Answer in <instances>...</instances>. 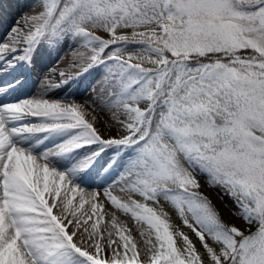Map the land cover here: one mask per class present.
Here are the masks:
<instances>
[{
  "label": "snow or ice",
  "instance_id": "1",
  "mask_svg": "<svg viewBox=\"0 0 264 264\" xmlns=\"http://www.w3.org/2000/svg\"><path fill=\"white\" fill-rule=\"evenodd\" d=\"M29 7L0 41V264H264V0ZM66 43L83 71L102 69L92 99L75 95L82 72L52 69L43 92L22 96L25 73ZM198 176L243 229L221 220Z\"/></svg>",
  "mask_w": 264,
  "mask_h": 264
},
{
  "label": "bare ground",
  "instance_id": "2",
  "mask_svg": "<svg viewBox=\"0 0 264 264\" xmlns=\"http://www.w3.org/2000/svg\"><path fill=\"white\" fill-rule=\"evenodd\" d=\"M0 38H2V41H5L8 38V34L11 30L6 31L4 29V25L7 22H13L15 18H17V24H23L24 21L22 20V17L27 15H32V11L29 7L31 3H33V0H0ZM17 25L13 26L12 28L16 27ZM6 27V26H5ZM5 30V31H3ZM4 33V34H3ZM43 47V46H42ZM65 45L58 49L57 51L53 52L52 54L44 53L42 54L38 59V67L42 69V71L33 70L25 77V87L21 92L22 96H37L41 92H43V85L41 84V77L44 74V72H48L49 69H52V72L50 73L52 76H56V73L59 71H66L70 75L81 73L80 81H79V87L78 90L75 91V95L79 100H90L92 99L94 93L93 91L87 92L86 94H82V90L85 88L86 82L88 79L93 75H97V71L99 68L89 69L88 71H83V62L80 61V59L73 54L72 47L68 46L66 43ZM75 61L77 64V67H71V63ZM58 78V77H57ZM100 80L98 77L96 78V82ZM28 89H31L32 91L30 93H25ZM50 95L53 98L58 97V93H50ZM107 113H100L98 119H107ZM98 127L101 128L102 131H105L104 125L102 122L97 124ZM114 133V129H113ZM110 134V133H105ZM119 187L117 186L116 189L113 191L114 195H117L118 197L122 198L123 200H127L128 196L127 193H122L119 191ZM134 199L140 200V197L133 196ZM78 199V197H77ZM100 201L104 202L103 192L100 190ZM105 203V211H112L115 212L118 220L122 223H125L131 230L132 235L135 239H137L138 234H136V226L134 221L132 220L130 214L125 215L115 209H112L110 203ZM87 207V205L85 206ZM55 211V210H54ZM95 219V218H94ZM110 216H105L104 221L100 224L101 229L103 230L106 226H109L108 222L110 221ZM92 221H90L91 223ZM116 238V237H114ZM145 257L141 256V260H144Z\"/></svg>",
  "mask_w": 264,
  "mask_h": 264
},
{
  "label": "rangeland",
  "instance_id": "3",
  "mask_svg": "<svg viewBox=\"0 0 264 264\" xmlns=\"http://www.w3.org/2000/svg\"><path fill=\"white\" fill-rule=\"evenodd\" d=\"M17 18H15L13 20V22H7L4 25V29L6 31H8V30H11L13 26L17 25V21H15V20H17ZM5 30H3V31H5ZM128 32L130 33V30H128ZM98 34L103 35V33H98ZM0 41H2V38H0ZM65 47H66V44H65ZM130 47L134 48L137 46L132 45ZM27 74H29V73H26V75ZM26 75H25V77H26ZM102 75H103L102 69H98L97 75L94 74L93 75L94 77L91 76L88 79V81L86 82L85 88L82 90V94H86L87 92H91L92 86L97 84V82L95 81L96 78L98 77L100 79ZM31 91H32L31 89H28L25 93L27 94V93H30ZM197 179L199 180V182L201 184L200 191L202 193H204L205 196H207L211 200L212 205L215 207V209L219 213L221 220L224 221L225 223L229 224V225H235L236 227L243 229L245 227L244 222L239 217L233 215V212L237 210L233 201L227 195H225L220 188H209L207 186V184L205 183L204 177L198 176ZM221 197H223V199H221ZM161 204L163 205L165 212H167L169 214L172 223L176 227H178L182 231H184L187 235H189V237L196 244L198 251L203 253L204 250L201 247L198 239L195 237L194 233H192L190 229H187L182 224L181 220L176 215L174 209H172L169 205L164 204L163 201H161ZM252 230L254 231L255 228H253ZM136 234H138V236H139V232L137 231V229H136ZM245 234H247V232ZM137 240H138L139 244L142 246V241L140 240L139 237H137ZM141 256L144 257L143 255H141Z\"/></svg>",
  "mask_w": 264,
  "mask_h": 264
},
{
  "label": "trees",
  "instance_id": "4",
  "mask_svg": "<svg viewBox=\"0 0 264 264\" xmlns=\"http://www.w3.org/2000/svg\"><path fill=\"white\" fill-rule=\"evenodd\" d=\"M204 194V193H203ZM205 195V194H204Z\"/></svg>",
  "mask_w": 264,
  "mask_h": 264
}]
</instances>
